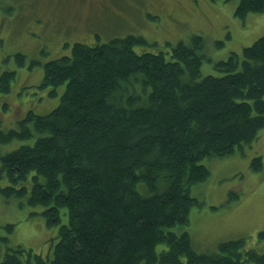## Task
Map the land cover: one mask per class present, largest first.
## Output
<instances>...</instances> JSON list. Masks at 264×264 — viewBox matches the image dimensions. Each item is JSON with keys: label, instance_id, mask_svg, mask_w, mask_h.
Wrapping results in <instances>:
<instances>
[{"label": "trees", "instance_id": "1", "mask_svg": "<svg viewBox=\"0 0 264 264\" xmlns=\"http://www.w3.org/2000/svg\"><path fill=\"white\" fill-rule=\"evenodd\" d=\"M237 1L241 17L264 12V0ZM144 43L134 34L74 42L70 55L44 64L41 87L65 83L59 103L0 129L3 143L34 138L0 154V195L43 206L46 224L58 225L51 256L17 245L0 264H264L244 237L198 252L176 229L200 205L190 189L209 175L201 161L233 154L264 127V35L241 58L213 62L198 33L168 56L137 52ZM204 59L219 74L201 75ZM14 74L0 75L4 89Z\"/></svg>", "mask_w": 264, "mask_h": 264}, {"label": "rangeland", "instance_id": "2", "mask_svg": "<svg viewBox=\"0 0 264 264\" xmlns=\"http://www.w3.org/2000/svg\"><path fill=\"white\" fill-rule=\"evenodd\" d=\"M237 0H0V75L14 71L9 87L0 82V129L19 128L31 110L46 114L60 101L65 83L40 84L48 60L70 55L74 42L106 43L127 34L142 36L137 52L163 51L168 56L179 40L194 33L205 39L212 62L242 56V48L264 35V12L235 14ZM19 55H22L19 56ZM201 75L219 74L206 59ZM34 138L0 142V154ZM260 157V170L252 168ZM201 163L208 177L194 184L190 193L200 201L189 210L187 230L198 252H213L217 244L244 237L245 247L264 253V127L257 137L233 154L207 157ZM6 179L0 185L6 184ZM25 199L0 195V260L8 247L21 245L43 257L51 256L58 239V225L49 227L41 211ZM65 212L66 209L62 208ZM62 223L68 222L66 213ZM11 223L12 228H6ZM164 244L158 245L160 250ZM253 264V263H246ZM255 264V263H254Z\"/></svg>", "mask_w": 264, "mask_h": 264}]
</instances>
